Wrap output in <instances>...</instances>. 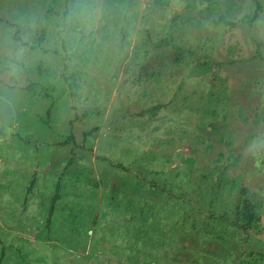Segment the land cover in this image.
Masks as SVG:
<instances>
[{"label":"rangeland","instance_id":"obj_1","mask_svg":"<svg viewBox=\"0 0 264 264\" xmlns=\"http://www.w3.org/2000/svg\"><path fill=\"white\" fill-rule=\"evenodd\" d=\"M71 2L0 0V264H264V0Z\"/></svg>","mask_w":264,"mask_h":264},{"label":"clouds","instance_id":"obj_2","mask_svg":"<svg viewBox=\"0 0 264 264\" xmlns=\"http://www.w3.org/2000/svg\"><path fill=\"white\" fill-rule=\"evenodd\" d=\"M99 13L100 8L96 0H72L64 18L65 25L73 36H79L81 33L86 35L95 26V20ZM22 53L23 49L21 48L16 53L11 54L9 75H15L19 72L18 64L22 58Z\"/></svg>","mask_w":264,"mask_h":264},{"label":"trees","instance_id":"obj_3","mask_svg":"<svg viewBox=\"0 0 264 264\" xmlns=\"http://www.w3.org/2000/svg\"><path fill=\"white\" fill-rule=\"evenodd\" d=\"M255 17H256V12H253L250 16H245L243 20H246V21L244 23L246 25H250L253 22ZM41 38H42V35H41ZM214 80H216L215 77H214ZM158 109H159V105H156L154 107L146 109L143 113L149 117H154L156 115ZM66 142H67V139H65V141L63 143L66 144ZM30 184H31V182H30ZM53 203H54V198L51 199V203H50V206L48 208L47 218H49L51 216V212L53 210V206H52ZM246 217H247V221H248L249 217H250V210L248 207H246Z\"/></svg>","mask_w":264,"mask_h":264}]
</instances>
